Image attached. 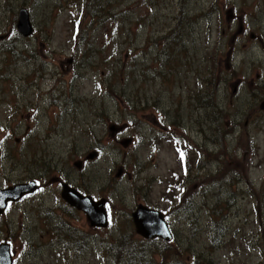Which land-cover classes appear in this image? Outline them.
I'll use <instances>...</instances> for the list:
<instances>
[{
    "label": "rangeland",
    "instance_id": "rangeland-1",
    "mask_svg": "<svg viewBox=\"0 0 264 264\" xmlns=\"http://www.w3.org/2000/svg\"><path fill=\"white\" fill-rule=\"evenodd\" d=\"M263 99L264 0H0V188L40 185L0 214L12 264H264Z\"/></svg>",
    "mask_w": 264,
    "mask_h": 264
},
{
    "label": "water",
    "instance_id": "water-1",
    "mask_svg": "<svg viewBox=\"0 0 264 264\" xmlns=\"http://www.w3.org/2000/svg\"><path fill=\"white\" fill-rule=\"evenodd\" d=\"M17 30L24 36H30L33 32L29 12L25 8H21L18 12ZM260 108L264 109V99ZM35 188V183L32 181L0 189V213L8 200H17L23 194L33 192ZM61 196L71 206L83 211L91 225L107 226L105 199L94 200L90 195H83L67 183L62 184ZM131 216L135 230L141 236L149 239L159 237L169 240L171 238V232L161 211L139 204ZM0 264H12L11 248L7 242L0 243Z\"/></svg>",
    "mask_w": 264,
    "mask_h": 264
},
{
    "label": "flooded vegetation",
    "instance_id": "flooded-vegetation-1",
    "mask_svg": "<svg viewBox=\"0 0 264 264\" xmlns=\"http://www.w3.org/2000/svg\"><path fill=\"white\" fill-rule=\"evenodd\" d=\"M57 100H58V97H57ZM39 186H40V185H39ZM39 190H40V189H39ZM39 190L35 191L33 194L38 193ZM33 194H31V195H33ZM25 196H26V195H24L23 197H25ZM27 196H30V195H27ZM27 196H26V197H27ZM23 197H22V198H23Z\"/></svg>",
    "mask_w": 264,
    "mask_h": 264
},
{
    "label": "trees",
    "instance_id": "trees-1",
    "mask_svg": "<svg viewBox=\"0 0 264 264\" xmlns=\"http://www.w3.org/2000/svg\"><path fill=\"white\" fill-rule=\"evenodd\" d=\"M146 101H148V99H147ZM180 186H181V185H180Z\"/></svg>",
    "mask_w": 264,
    "mask_h": 264
}]
</instances>
